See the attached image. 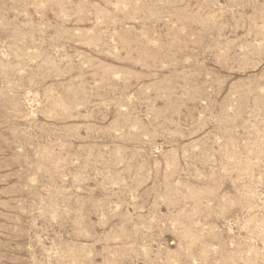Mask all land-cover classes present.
Segmentation results:
<instances>
[{
  "label": "rangeland",
  "instance_id": "374dc122",
  "mask_svg": "<svg viewBox=\"0 0 264 264\" xmlns=\"http://www.w3.org/2000/svg\"><path fill=\"white\" fill-rule=\"evenodd\" d=\"M0 264H264V0H0Z\"/></svg>",
  "mask_w": 264,
  "mask_h": 264
}]
</instances>
